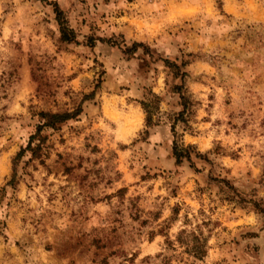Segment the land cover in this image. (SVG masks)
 <instances>
[{"label":"rangeland","instance_id":"rangeland-1","mask_svg":"<svg viewBox=\"0 0 264 264\" xmlns=\"http://www.w3.org/2000/svg\"><path fill=\"white\" fill-rule=\"evenodd\" d=\"M175 85V139L205 160L174 164ZM77 105L13 160L32 111ZM0 264H264V0H0Z\"/></svg>","mask_w":264,"mask_h":264},{"label":"trees","instance_id":"trees-1","mask_svg":"<svg viewBox=\"0 0 264 264\" xmlns=\"http://www.w3.org/2000/svg\"><path fill=\"white\" fill-rule=\"evenodd\" d=\"M52 11L54 14V19L58 26L59 39L66 43L76 42L75 34L73 30L68 26L67 21L61 11V9L57 6L56 3H52ZM99 41H103V39L98 38ZM86 42L91 46L94 43V40L90 37H86ZM107 43L115 44L111 40L107 39ZM142 46L140 43L133 42L130 47L124 46L123 52H133L135 47ZM164 65L171 70V73L174 77H178L180 79L186 75L185 71L181 70V67L185 65V62H181L180 64H176L172 61H168V59H163ZM174 92L178 94V98L180 100L181 109L177 111L175 116L171 119L172 124L170 126V130L174 139L171 142V155L174 159V164L179 165L182 161H186L190 163L191 154L199 159H204V156L194 151L191 145H180L175 139V131L174 124L177 122L186 123L187 117V106L189 104L188 99L183 95L180 91L181 86L175 85ZM91 94V93H90ZM160 101L159 96L152 93L150 90L147 91L142 99L139 101V105L144 113V125L152 126L161 122L160 116L155 115V112L158 108V103ZM81 112V108L77 105L71 111L63 110V111H44L38 110L36 112L32 111L31 116L36 117V123L34 124V130L27 137V141L24 147H21L13 157V160L18 158L24 151L28 150L31 158H40L42 145L41 142H34L33 140L40 136V132L42 129H51L58 130L62 124L70 119H74ZM13 175L10 180L7 182L8 185L13 184L14 179ZM177 241L181 244L184 251L186 253H190L192 256L197 259H201L205 254V243L206 238L201 237L192 232L185 233L183 230H180L177 235Z\"/></svg>","mask_w":264,"mask_h":264}]
</instances>
